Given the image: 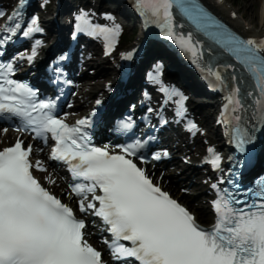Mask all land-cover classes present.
<instances>
[{
    "label": "snow or ice",
    "instance_id": "snow-or-ice-1",
    "mask_svg": "<svg viewBox=\"0 0 264 264\" xmlns=\"http://www.w3.org/2000/svg\"><path fill=\"white\" fill-rule=\"evenodd\" d=\"M25 7L22 2L0 29V120L17 124L18 131L30 130L45 143L54 142L50 158L65 165L72 176L68 195L78 198L79 213L93 214L107 225L112 239L104 243L112 259L118 264H264V179L243 188L233 173L228 178L230 187L224 186V180L212 184L216 220L212 227L202 226L140 166L152 152L154 138L136 137L131 116L118 122V130L127 137L115 146L118 151L97 147L93 120L85 117L69 125L59 117V97L41 98L33 86L15 78L16 63L34 64L43 45L34 39L43 32L39 17L22 22ZM136 7L148 23L159 26L165 37L196 57L201 71L221 91L227 89L224 119L219 122L250 164L257 148L264 146V39L234 34L197 0H136ZM174 9L211 43L201 44L194 31H182L185 23ZM107 18L113 21L111 27L88 22V28L103 37L110 54L121 29L114 17ZM21 35L34 40L31 53L4 61L10 42ZM133 55L124 59L131 60ZM67 58L64 55L58 61ZM53 71L54 82L59 83L64 75L59 63ZM172 97H179L173 100L175 115L186 119L187 97L179 90L172 91ZM187 127L193 134L199 131L194 122L188 121ZM207 152L206 163L223 172L221 155L214 148ZM32 154V146H25L23 139L0 150V264H106L101 251L86 238L85 219L36 177V170L47 169L40 160L33 161ZM168 155L164 151L152 159L160 161Z\"/></svg>",
    "mask_w": 264,
    "mask_h": 264
},
{
    "label": "bare ground",
    "instance_id": "bare-ground-1",
    "mask_svg": "<svg viewBox=\"0 0 264 264\" xmlns=\"http://www.w3.org/2000/svg\"><path fill=\"white\" fill-rule=\"evenodd\" d=\"M9 0H3L2 3L5 4L7 3ZM113 1L112 5H116L117 0H110ZM121 1V0H120ZM207 3L217 11V13H219L222 17L226 18L227 20H229L230 22H232V24L238 28L240 31L245 32V33H254L257 35H264V0H249L251 2V7L249 9H244L243 6L241 5V2L243 0H206ZM89 2V1H87ZM123 3V2H122ZM122 3H120V7H118V9H120L121 12H123L125 15L129 14L130 11L127 7H125V5H123ZM72 4V0H61V6H62V17H60L59 19V23H61V27L65 28L66 24H67V18H66V12L68 10V6ZM258 5V7L260 5H262V11H261V18L259 21V25H255V19L252 20V23H247L246 21V17L253 15L254 13V17L256 15V6ZM233 13H236L235 16H233ZM131 14V13H130ZM245 19V20H244ZM132 19L129 18V21H131ZM49 27L51 30H53L54 26L52 25V21L48 22ZM255 26H254V25ZM258 26V27H257ZM154 50L158 51V53H165L164 48H161V46H149L148 48V52L149 55H151ZM169 56H171L169 54ZM174 66L176 67V69L178 70V75L174 77V80H178L181 83H185L188 84V88L187 90L192 94L191 99L193 98V93L195 90H198L200 88V84L198 82H194V79H190L189 75L187 74L186 70L184 69V67H182L181 65L175 63ZM141 65L138 66V69H140ZM191 75H193V71H188ZM103 72H100V74ZM140 74H136V77H139ZM123 102V101H122ZM202 112H204V117H203V124H207L208 122H210L212 114H211V108L209 107H205V109H202ZM207 138H201L199 143H204L206 141ZM198 152H200L201 150V146H197ZM190 149H188L189 151ZM192 154H194V152H192ZM166 175L163 177L162 182L165 180ZM189 182V181H188ZM189 184H186V187H188ZM171 188H173L174 190L177 189V186H171ZM195 188V187H194ZM182 197V196H181ZM185 201H188L189 198H184ZM196 213L198 214V218L201 219L203 216H208V212L207 210L203 208H197L196 209Z\"/></svg>",
    "mask_w": 264,
    "mask_h": 264
},
{
    "label": "rangeland",
    "instance_id": "rangeland-1",
    "mask_svg": "<svg viewBox=\"0 0 264 264\" xmlns=\"http://www.w3.org/2000/svg\"><path fill=\"white\" fill-rule=\"evenodd\" d=\"M241 5L243 6L244 9H249L251 7V2L249 0H243L241 2ZM258 5L259 4H257V6L255 8V10L257 11L255 17H254L255 12L253 13V15L247 17L248 22H252V20L255 19V22H256L255 25H259L260 16H261L262 5H260L259 7H258ZM128 23L131 24L130 21Z\"/></svg>",
    "mask_w": 264,
    "mask_h": 264
}]
</instances>
